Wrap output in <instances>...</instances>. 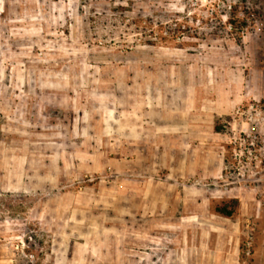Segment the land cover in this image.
<instances>
[{
    "label": "rangeland",
    "instance_id": "rangeland-1",
    "mask_svg": "<svg viewBox=\"0 0 264 264\" xmlns=\"http://www.w3.org/2000/svg\"><path fill=\"white\" fill-rule=\"evenodd\" d=\"M234 8L239 18L245 16L244 28L227 24ZM175 52L179 57L209 53L212 63L238 69L243 93L250 78L263 87L262 97L236 106L245 110L249 103L257 105L256 126L236 121V107L217 123L227 142L221 175L210 185L216 196L210 198L211 215L206 219L217 224L222 219L218 217L225 216L230 229L223 234L227 264L233 256L237 260L231 264H258L264 252V0H0V264H97L100 256H106L108 264H122L121 247L135 254L148 252L159 239L166 245L162 257L151 255L144 264H163L171 238L185 246V233L148 232L149 218L145 226H136L145 231L131 230V223L129 232H100L98 212H93L92 233L67 224L69 203L87 187L98 188L106 172L71 173L67 178L61 174V181L52 184L26 174L25 164L36 168L41 162L25 158L29 144L26 136L17 135L11 104L27 91L15 88L27 75L17 76L16 66L37 64L43 79L74 84L80 83L81 73L73 71L74 65H120L128 56L152 59L158 54L170 61ZM252 139L249 156L244 147ZM49 145H34V155L53 150ZM65 191L71 194L63 197ZM47 209L50 214L42 216ZM162 218L170 222L171 217ZM125 222L113 217L115 227L127 228ZM233 226L239 227L235 235ZM215 234L211 240L216 241Z\"/></svg>",
    "mask_w": 264,
    "mask_h": 264
},
{
    "label": "crops",
    "instance_id": "crops-1",
    "mask_svg": "<svg viewBox=\"0 0 264 264\" xmlns=\"http://www.w3.org/2000/svg\"><path fill=\"white\" fill-rule=\"evenodd\" d=\"M172 57L74 65L73 71L81 72L74 84L43 79L37 64L16 66L17 76L27 72L15 85L20 92L27 88L25 96L11 100L17 135L27 137L25 158L41 162L36 168L25 164L26 174L52 184L61 174L104 171L106 180L98 188L87 187L69 203L67 224L92 233L93 212H98L100 232H129L131 223V230L145 231L136 226H145L149 218L148 232L185 233V246L171 238L163 264H227L225 216L217 224L206 221L210 198L216 196L210 185L221 175L227 142L217 123L243 100L262 97L263 87L250 78L243 93L239 70L212 63L209 53ZM45 144L53 150L34 155V145ZM47 210L42 216L50 214ZM114 216L128 227H115ZM162 217H171L170 222ZM238 230L233 226L231 232ZM148 248L135 254L121 247L119 262L144 264L151 255L162 257L166 245L159 239ZM99 258L97 264L111 262ZM257 262L264 263L262 250Z\"/></svg>",
    "mask_w": 264,
    "mask_h": 264
},
{
    "label": "built area",
    "instance_id": "built-area-1",
    "mask_svg": "<svg viewBox=\"0 0 264 264\" xmlns=\"http://www.w3.org/2000/svg\"><path fill=\"white\" fill-rule=\"evenodd\" d=\"M234 116L236 118V121L237 119L240 121L245 120L247 121V123L249 124L251 123L253 126H256L260 119V109L257 107V105L253 103H249L247 107L245 108V110H243L240 106L236 107L234 110ZM253 138H256L255 135L253 136ZM235 141L236 140L234 139V142ZM243 142H244V139H243ZM253 147H254V139H252L249 142L247 147H244V149H246V152L249 156L251 155ZM233 155H236V153L234 152Z\"/></svg>",
    "mask_w": 264,
    "mask_h": 264
},
{
    "label": "trees",
    "instance_id": "trees-1",
    "mask_svg": "<svg viewBox=\"0 0 264 264\" xmlns=\"http://www.w3.org/2000/svg\"><path fill=\"white\" fill-rule=\"evenodd\" d=\"M239 11L236 10L235 8L232 10V12H229L227 17V24H229V26H236V24H240L238 26V28H244L246 26V21H245V16L242 14V18H239L237 15H238ZM245 14V12H244ZM221 214H224L226 216H228L230 213L228 211H225L224 209H219L218 210Z\"/></svg>",
    "mask_w": 264,
    "mask_h": 264
}]
</instances>
